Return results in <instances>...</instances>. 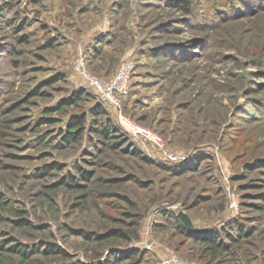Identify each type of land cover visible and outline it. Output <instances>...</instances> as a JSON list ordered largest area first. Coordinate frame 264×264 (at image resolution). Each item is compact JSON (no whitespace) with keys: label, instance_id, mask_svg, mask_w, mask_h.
<instances>
[{"label":"rangeland","instance_id":"374dc122","mask_svg":"<svg viewBox=\"0 0 264 264\" xmlns=\"http://www.w3.org/2000/svg\"><path fill=\"white\" fill-rule=\"evenodd\" d=\"M189 2L0 0V264H264V0ZM80 57L104 81L131 65L118 107Z\"/></svg>","mask_w":264,"mask_h":264},{"label":"trees","instance_id":"16d2710c","mask_svg":"<svg viewBox=\"0 0 264 264\" xmlns=\"http://www.w3.org/2000/svg\"><path fill=\"white\" fill-rule=\"evenodd\" d=\"M10 5L11 4L8 3V7ZM178 6L181 9H183L186 13H190V2H189V0H179ZM75 94H76L75 97H72L70 99L71 100L70 103L75 102L77 99H79L82 95V92L81 91L75 92ZM92 113L95 115H101V114L105 115L106 114L105 109H103L100 105L96 106L95 109L92 110ZM85 121H86L85 115L72 117L71 119H69V122L66 126L67 127L66 130L59 132V134L61 135V139L66 141V142L77 140L81 136V134L84 130ZM92 122L97 124V122H95L94 119L92 120ZM91 128L95 131V133L100 138L107 140V141L111 140L113 138L119 139L121 137L119 134H114V132H117V128L113 124H111V122L109 121L108 118L104 119V121L100 122V124L97 126L92 125ZM71 129H74V131H72ZM256 165L260 166L263 164H261V162H256ZM49 169H50V167H45L44 172L45 173L48 172ZM79 170H81V169L79 168ZM82 176L85 179L87 178L84 173ZM71 181H73V178L71 179ZM63 183H64V181H63ZM66 184L69 187H75L76 186L75 184L70 183V182H66ZM234 232H235L236 237H241L242 235H244V231L240 227H235ZM186 235L190 238L195 239V240L196 239L200 240L205 245V247H207L208 249H211L212 251H217L218 250L217 248L223 247V243L220 241L218 242L217 235L212 236V237L210 236V234H205V235L200 236V235L191 234L190 232H186ZM231 238L233 239L234 237L231 236ZM14 250H15V252H18L20 255H22L25 258H28L31 254L30 253L31 250H29L27 248V246H24V245L15 246ZM46 252L47 253H55V252L59 253L62 251H60L57 248L56 249L48 248L46 250ZM109 257H110V259H107L104 264H114V263L119 262L122 258H125L122 256L118 257L116 254L113 256L110 255Z\"/></svg>","mask_w":264,"mask_h":264},{"label":"built area","instance_id":"2783aa9c","mask_svg":"<svg viewBox=\"0 0 264 264\" xmlns=\"http://www.w3.org/2000/svg\"><path fill=\"white\" fill-rule=\"evenodd\" d=\"M77 66L83 72V76L87 82V84L93 88L98 96L103 100H109L113 104L118 107L117 96L126 92L127 82L129 79V72L131 69V65L129 63H122L118 69L115 71L114 75L109 79L104 81L103 79H99L96 77H92L87 75L83 70V59L82 57L78 58ZM125 128L134 136H138L144 138L153 146L161 147V139L160 137L152 132L151 130L142 128L138 125L130 123L128 120H123ZM189 264L185 263L182 260L176 258L173 254L170 255V260L166 262V264Z\"/></svg>","mask_w":264,"mask_h":264},{"label":"water","instance_id":"95a60500","mask_svg":"<svg viewBox=\"0 0 264 264\" xmlns=\"http://www.w3.org/2000/svg\"><path fill=\"white\" fill-rule=\"evenodd\" d=\"M177 216L186 228H188L190 231L197 232V229L193 227L191 220L186 213L180 211L178 212Z\"/></svg>","mask_w":264,"mask_h":264}]
</instances>
